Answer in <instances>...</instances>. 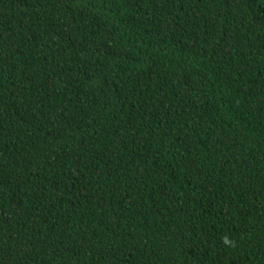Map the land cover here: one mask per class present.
Here are the masks:
<instances>
[{
  "label": "trees",
  "instance_id": "16d2710c",
  "mask_svg": "<svg viewBox=\"0 0 264 264\" xmlns=\"http://www.w3.org/2000/svg\"><path fill=\"white\" fill-rule=\"evenodd\" d=\"M0 264H264V0H0Z\"/></svg>",
  "mask_w": 264,
  "mask_h": 264
},
{
  "label": "clouds",
  "instance_id": "9594fccd",
  "mask_svg": "<svg viewBox=\"0 0 264 264\" xmlns=\"http://www.w3.org/2000/svg\"><path fill=\"white\" fill-rule=\"evenodd\" d=\"M225 243H228V241L226 240Z\"/></svg>",
  "mask_w": 264,
  "mask_h": 264
}]
</instances>
